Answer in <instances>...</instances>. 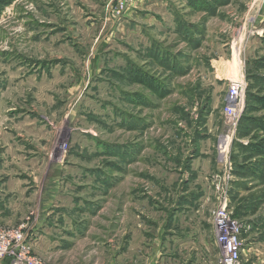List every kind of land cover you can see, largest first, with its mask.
Segmentation results:
<instances>
[{
	"label": "rangeland",
	"instance_id": "1",
	"mask_svg": "<svg viewBox=\"0 0 264 264\" xmlns=\"http://www.w3.org/2000/svg\"><path fill=\"white\" fill-rule=\"evenodd\" d=\"M5 89L28 109L30 171L49 160L58 183L48 237L27 232L42 264H218L223 207L264 248V0H0ZM47 180L29 178L28 220L0 225L29 227Z\"/></svg>",
	"mask_w": 264,
	"mask_h": 264
},
{
	"label": "crops",
	"instance_id": "2",
	"mask_svg": "<svg viewBox=\"0 0 264 264\" xmlns=\"http://www.w3.org/2000/svg\"><path fill=\"white\" fill-rule=\"evenodd\" d=\"M234 57L228 62L227 71H222L220 80H234L233 76H242V69L239 62L233 63ZM236 61V60H235ZM233 64V66H232ZM217 71L214 70V73ZM22 91L0 90V224L17 225L24 218L29 219L30 193L29 178H48L46 184L39 183L36 190V197L32 200L31 222L28 231L35 236L34 241L40 243L48 237L49 210H46L45 198L49 201L58 189L56 174H53L49 160L45 166L42 160H33L30 171V156L28 151V109L16 102V97L21 98ZM1 98H9L10 101H1ZM14 98V100H13ZM24 118V122H23ZM44 161V160H43ZM43 171L40 172V169ZM47 168H49L47 170ZM43 185V188L42 186ZM47 188V190L45 189ZM45 189V190H43ZM35 191V190H34ZM41 195V197H40ZM46 196V197H45ZM41 199V201H40ZM47 211V212H46ZM35 231V233H33ZM254 239L250 240L246 247H243L242 255L245 257L244 264H264V248L255 249ZM247 256V259H246ZM0 264H9L7 259L0 260Z\"/></svg>",
	"mask_w": 264,
	"mask_h": 264
},
{
	"label": "built area",
	"instance_id": "3",
	"mask_svg": "<svg viewBox=\"0 0 264 264\" xmlns=\"http://www.w3.org/2000/svg\"><path fill=\"white\" fill-rule=\"evenodd\" d=\"M244 86L241 78L229 81L223 110L232 126L236 124L243 108ZM214 228L220 253L217 263L244 264L243 241L239 238L242 229L237 218L232 217L231 212L223 207L215 213ZM27 232L24 223L14 228L0 225V260L7 259L10 264H42L32 253Z\"/></svg>",
	"mask_w": 264,
	"mask_h": 264
},
{
	"label": "trees",
	"instance_id": "4",
	"mask_svg": "<svg viewBox=\"0 0 264 264\" xmlns=\"http://www.w3.org/2000/svg\"><path fill=\"white\" fill-rule=\"evenodd\" d=\"M256 121L258 123L257 128H259V130H261L264 134V115L260 118H257ZM254 145L257 149H260L262 146H264V136L260 139V141H256Z\"/></svg>",
	"mask_w": 264,
	"mask_h": 264
}]
</instances>
